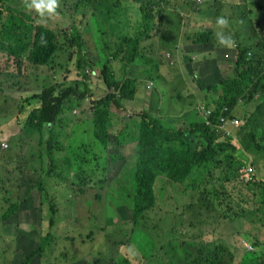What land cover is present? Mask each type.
Returning a JSON list of instances; mask_svg holds the SVG:
<instances>
[{
    "label": "rangeland",
    "instance_id": "1",
    "mask_svg": "<svg viewBox=\"0 0 264 264\" xmlns=\"http://www.w3.org/2000/svg\"><path fill=\"white\" fill-rule=\"evenodd\" d=\"M137 1L143 5L151 2L156 10L159 6L156 1L162 4L168 3L166 6L174 15L179 12L182 25H188L189 28L193 26L191 18L197 17L196 13H198L193 10L195 0ZM198 1L200 2L198 7L207 12L206 15L210 20L205 23L212 29V37H214L210 43L218 44L215 36L219 30L216 26V18L223 16L228 20L236 2L244 0ZM88 2L89 0H81V2L58 0L55 14L49 16L45 13L41 16L34 8L26 7L31 0H0V8L4 10L5 17H7L6 11L10 9L14 11V16L22 12L33 20V25L18 27L9 19H5L2 25L3 31L7 33L14 31L15 34H0V85L3 84V87H0V144L5 140L9 145L8 149H2L0 145V264H182L183 258L178 261L181 256H186L187 262L193 260L192 255L189 256L185 251L176 252L174 249L175 245L185 246V240L187 243L203 240L205 243H211L212 248L216 246L224 255L222 260L224 264H264V158H259L254 164V158L250 157L248 161L254 164L255 171L250 175L246 172L230 180L226 179L227 171L224 168H216L209 174L206 182L199 184L196 190L191 187L185 190L186 188L180 183L174 186L165 179L166 177H161L156 183L157 200L142 218L144 230H148L152 239L156 241L153 255L147 258L141 249H149L151 243L140 245V248L128 241H123L124 244L120 243V240L127 239L135 224L131 219V210L125 211L130 223L126 224L118 210L113 216L115 223H106L105 204L108 202L106 192L98 194L84 191L68 180L67 183L57 181V177L62 175L57 167L51 169V173L57 174L51 176L52 182L45 181L44 195L39 189L33 188L40 175V158L37 151L43 136L38 127L36 128L37 114L32 118L34 122L28 125L20 123L18 110L20 98L28 92L41 90L47 85L62 81L70 88L78 84L83 86L80 79L84 69L88 75L89 85L86 88L88 97L80 105L75 98L66 101L65 110L61 115L62 121L55 124V130L60 138L54 140L67 145L68 153L74 161V168L81 162L87 161L92 165L95 163L102 165L101 155H98L100 158L97 161L94 160L97 156L94 152L100 149L94 139L95 128L89 120L93 118L92 99L95 98L96 101L101 96H105L108 88L103 82L99 68L102 56L96 55L95 52L100 53L98 49L102 52V49L106 48L107 52L104 51L105 54H102L112 58L118 45L117 37L113 39L109 32L107 36H102L101 26L109 23L117 32L134 30L140 16L135 11L133 0H108V3L103 5H97L98 0L93 4ZM245 5H249L247 8H250L254 21L261 26L263 35L264 0H246ZM101 8H104V12H100ZM107 13L110 15L107 16ZM103 14L107 19L102 18ZM74 17L76 27L79 25L78 28L82 31L80 35L85 38V46L83 44L81 53L77 52L78 45H71V41L66 39L69 48L60 38L61 48L55 54L52 66L41 67L23 62L19 66L15 62V55H11V51L22 47L26 54L35 42L38 27L69 31ZM117 18L120 19V23L114 26ZM198 28L201 27L195 28V31ZM238 30L237 27L234 32L229 24L224 32L234 37ZM249 31L255 34L254 29ZM96 35H101L102 40L94 42ZM159 39L160 34L155 28L151 36L141 42L139 49L141 55L132 62L135 63L134 65L126 66L127 57L124 60L114 58V63L111 61L117 78L123 79L127 76L139 78L145 87L144 92L142 88L138 91L143 94V101L139 102L138 107L133 101L127 102L126 108L130 111L124 112L123 117L126 118L128 112L134 113L142 108L141 110L149 109L156 117L160 116L162 120L160 122L167 127L187 126L191 121L204 117V114L198 108L191 110V106L194 105L190 106L184 96L189 95L191 101L199 102L205 94V88H198L196 82L192 80L189 81L191 85L183 87L182 82L178 81L173 73L179 74L184 68L186 72L183 57V52L186 51L182 49L173 53L175 48L173 49L171 43L161 45ZM105 42L106 45L103 44ZM243 45L250 47V42L246 41ZM236 46L238 49L237 44ZM70 51L73 52L71 63L68 56ZM200 52L201 54L192 53L189 56L197 61L202 55V60L205 62L207 59L208 62L211 54L215 55L223 71L220 76L224 77L232 73V70L226 66H232V61H235L232 57L234 54L222 51L218 46H214L212 51ZM227 54L230 55L229 58H226ZM169 55L171 59H168ZM88 58L89 64L79 69L80 60L84 62L88 61ZM172 59L175 61L174 64H170ZM212 63L214 64L209 62L210 65H213ZM152 81L155 82L154 85ZM193 91L196 93L194 94ZM191 93L195 96L191 97ZM30 94L27 96L31 97ZM30 100L31 109L34 108L37 97H32ZM201 103L206 104V102ZM255 108V104L247 105L248 114ZM242 113L243 111L240 112ZM209 120L211 121L210 118ZM64 121L69 124L66 123L63 127L61 124ZM129 131L131 132V127L127 128V133H130ZM235 135L236 138L242 137L243 128ZM111 149L112 147L109 146V150ZM121 152L126 161L135 160L136 142L129 141L125 151ZM106 154L108 155V150L104 153ZM115 171L116 169L106 171V179L103 183H98V180L104 177L99 175L96 178L97 184L107 187L108 179L112 178ZM72 173L77 178L75 170ZM82 177H86L85 173ZM114 184L117 183L113 181L112 185ZM206 187L217 192L215 196H210L213 201L201 203L200 195L204 193ZM180 189L185 190L184 193H181ZM173 197L178 199L172 200ZM207 204L216 209V212H210L209 217L205 213ZM109 206L114 208V202H109ZM11 208L15 213L12 216L9 213L6 218L5 214ZM52 209H56L53 215H51ZM221 213H227V216H218ZM177 217H180L179 222ZM52 219L55 222H52ZM219 219L220 225H218ZM123 232L127 234L115 238L118 233ZM195 236L200 237L195 239ZM111 239H117V242L114 243ZM251 243L254 248L250 247ZM188 248L191 252L199 251L198 248L189 245ZM36 249H40L39 253L28 262V256ZM248 250L255 252L248 257L246 254Z\"/></svg>",
    "mask_w": 264,
    "mask_h": 264
},
{
    "label": "trees",
    "instance_id": "2",
    "mask_svg": "<svg viewBox=\"0 0 264 264\" xmlns=\"http://www.w3.org/2000/svg\"><path fill=\"white\" fill-rule=\"evenodd\" d=\"M95 1L89 0L88 3L93 4ZM190 1L188 0V2ZM104 3H108V0H98L97 5H103ZM133 3L136 13L140 16V19L135 23L134 30H120L117 32L109 23L101 26L103 37L107 36L108 32L113 39L117 37L118 48L114 53L115 56L112 55V58L104 56L102 53L107 52L106 48H103L102 52L98 49L100 53L95 52L96 55L100 54L102 56L99 68L103 82L108 88V93L98 100H94L92 106L95 126L94 139L100 149L95 151L94 154L101 155L102 165L99 163L92 165L87 161L81 162L78 167L74 168L73 158L69 153H65L66 146L62 142L59 143L55 142L58 140H54V138H60L59 133L55 130V124L62 121L60 115L64 111L66 101L75 98L80 105L84 98L88 96L86 88L89 83L85 69L82 73V79H80L83 86L78 84L76 87L70 88L63 81L47 85L41 90L28 92L20 98L18 110L20 123L25 125L34 122L32 118L37 114L36 128L38 127L43 136L40 141V148L37 151L39 153L38 158H40L41 173L37 184L33 188L39 189V192L44 195L46 192L45 181L46 183L52 182L51 176L57 174L51 173V169L57 167L62 174L57 177V181H66L67 183L68 180L84 191L88 190L98 194H102L103 191L106 192L108 194V202L105 204L106 223H115L113 216L116 210L121 214L126 224L130 223L125 211L127 209L131 210V219L134 220L135 224L132 226L127 239L120 240V243L128 241V243L135 244L139 248L140 245L151 243L149 249H141L147 258L153 255L156 241L152 239L148 230H144L142 218L146 215L148 208L157 200L156 183L161 177H166L165 179L174 186L180 183L186 188L185 190L189 187L196 190L199 184L206 182L209 174L216 168H224L227 171L226 179L230 180L244 174L243 167L250 160V156H254V164L259 158H264V34L262 35L261 26L254 21L250 8H247L249 5H245L246 0L243 2L237 1L228 22L234 32L237 27L239 28L235 36L232 37L234 43L238 45L239 52L237 59L232 61V66H226L232 70V73L222 77L220 73L222 74L223 71L217 61V56L211 54L208 62L207 59L205 62L202 60V55L197 61L189 56L192 53L201 54L200 51H212L214 46H218L222 51H226L227 48L219 43H210L214 39L212 29L205 25L210 20L206 15L207 12L198 7L197 0L193 1V10L198 11V13H196L197 17L191 18L193 22L191 28L188 25H182L179 12L174 15L166 6L168 3L159 4L157 10L150 3L143 5L137 0H133ZM6 12L7 17L4 16V10L0 8V34H15L14 31L10 33L3 31L2 25L5 19H9L18 27L27 24L33 25L31 17L22 12L18 13L17 16H14L13 10L8 9ZM100 12H104V8H101ZM106 15L109 16L110 13ZM102 18L107 19L105 14ZM95 23L98 25L97 22ZM119 23L120 19L117 18L114 26H118ZM198 24H201V26H198ZM78 27L79 25L76 27L75 17L69 31L38 27L35 42L27 50V53L25 54V49L21 47L12 50L11 55H15V62L19 66L22 62L41 67L52 66L55 54L61 48L60 38L62 43L69 48L66 39L71 41V45H78L77 52L81 53L83 51L81 48H83V44L85 46V38L80 35L82 31ZM197 27L201 28L195 31ZM155 28L160 34L159 41L161 45L171 43L173 49L175 48L173 53L182 49L186 51V53L183 52L186 72L184 68L182 69L184 71L180 70L179 74L173 73L177 76V80L182 82L184 88L191 85L190 80L195 81L198 88H205V94L202 95L199 102L191 101L189 95L184 96L190 106L194 105V107L191 106V110L201 109L204 114V117L201 116V119L191 121L187 126L167 127L161 123L160 116L156 117L151 114L149 109L141 110L142 108L134 111V113L128 112L127 117H123L124 112L130 111L126 108L127 102L133 101L138 107L139 102L143 101V94L138 93V91L142 88L144 92L145 87L143 81L139 78L130 76L123 79L117 78L111 66V61L114 58L124 60L127 57L125 60L126 66L134 65L135 63L132 62H135L134 60L141 55L139 51L141 42L149 38ZM96 29L95 27V34ZM249 29H254L255 34L250 32ZM60 32L62 33L59 34ZM99 40H102L101 35H96L93 41L97 42ZM246 41L250 42V47L243 45ZM103 44L106 45L107 43ZM68 56L69 63H71L73 52L70 51ZM168 59H171L170 55ZM174 62L172 59L170 64H174ZM209 62H214V64L210 65ZM87 64H89V58L88 61L84 62L80 60L78 67L81 69ZM11 75L16 76L14 73H11ZM152 83L155 82L152 81ZM0 87H3V84ZM29 93H31V97L27 96ZM193 93L196 92L193 91ZM193 93H191V97L195 96ZM32 97H37V100L34 108L30 109L29 107L32 105L30 99ZM200 102H206V104H200ZM249 104L256 105V108L250 114L247 112V105ZM157 109L159 110V108ZM242 111L243 113L240 114ZM209 118H211L210 124L207 122ZM220 118L224 120L238 118L239 122L231 131L222 130L216 125L217 121L219 124L222 123L219 120ZM128 127H131L130 133H127ZM242 128L244 135L236 138L235 133H240ZM193 136L196 137L191 139ZM129 141L136 142L137 152L133 161H126L121 152L125 151V146ZM109 146L112 147L111 150H109ZM107 150L108 155H104ZM99 158V156H96L94 160L97 161ZM111 169H116V171L111 176L112 178L108 179V186L104 187L97 184L96 178L99 175H104L102 179L98 180V183H103L106 179L105 172ZM73 170H75L77 178L74 177ZM83 173L86 176L84 178L82 177ZM113 181L117 184L112 185ZM184 191L180 189L181 193H184ZM216 192L206 187L204 193L200 195V202L213 201L210 196H215ZM175 198L173 197L172 200ZM109 202H114L115 209L111 206L108 207ZM223 203H225V200H223ZM12 210L14 209L11 208L5 214L6 218L9 213L12 214ZM211 211L216 212V209L207 204L205 210L207 217L210 216ZM55 212L56 209H52L51 215ZM220 215L227 216V213L218 214V216ZM243 216L249 217L247 214H243ZM179 218L177 217V222H179ZM52 222H55L54 219H52ZM220 223L219 219L218 225ZM121 234L126 235L127 233H118L115 238L120 237ZM198 237L200 236L194 238L197 239ZM111 240L114 243L117 242V239ZM184 243L185 246L175 245V251H185L189 256H193V260L187 262L186 256H181L178 261L183 258L182 264H224L222 261L223 253L216 246L212 248L211 243H205L203 240L190 241L189 243L185 240ZM188 245L195 247V249L198 248V253H195L194 250L191 252ZM39 251L40 249L33 250L28 256V262ZM253 252L248 250L246 254L249 257L253 255Z\"/></svg>",
    "mask_w": 264,
    "mask_h": 264
},
{
    "label": "clouds",
    "instance_id": "3",
    "mask_svg": "<svg viewBox=\"0 0 264 264\" xmlns=\"http://www.w3.org/2000/svg\"><path fill=\"white\" fill-rule=\"evenodd\" d=\"M158 4H162V3H159L158 1H156ZM153 3H155V2H153ZM198 3H200L199 1H198ZM136 4V3H135ZM150 4H152L151 2H150ZM138 5V4H137ZM145 5V4H144ZM57 6H58V0H31V3H27L26 4V7H28V8H34L41 16H44L45 15V13H47L49 16H51V15H53V14H55V12H56V9H57ZM216 26H217V28L219 29L216 33H215V36H216V40H217V42L221 45V46H223L224 48H228L226 51H229L230 53H232V54H234V56H232L233 57V59H237V57H238V52H239V49H237V46H236V43H234V41H233V39H232V36H231V34H225V32H224V29H227L228 28V26H229V22H228V20L225 18V17H223V16H218L217 18H216ZM153 32V31H152ZM232 46H234V48L232 47ZM250 54V53H249ZM224 57H225V54H224ZM230 57V55H226V58H229ZM63 82V81H62ZM58 83V82H57ZM60 83V82H59ZM154 85V84H153ZM88 97V96H87ZM87 97H85L84 98V100H86V98ZM83 100V101H84ZM95 100V98H93L92 99V101H91V104H92V102ZM65 110V109H64ZM64 112V111H63ZM63 114V113H62ZM61 114V115H62ZM61 115H60V119L62 120V118H61ZM211 119V118H210ZM233 119H237L238 120V118H233ZM233 119H230V120H227V119H225V121H231V120H233ZM219 120H222V118H220ZM92 124H93V126H94V123H93V118L92 119H90L89 120ZM207 122L210 124V120L209 119H207ZM66 123H68L67 121H64L63 122V124H61L63 127H64V124H66ZM69 124V123H68ZM67 124V125H68ZM223 122L221 123V124H219L218 123V121H217V123H216V125L219 127V128H221L222 130H228V131H231L235 126H237V125H225V126H223ZM94 128H95V126H94ZM5 142L6 143V141L5 140H2L1 141V144H2V142ZM0 144V145H1ZM8 145V144H7ZM1 147H2V145H1ZM8 147H9V145H8ZM8 147L7 148H3L2 147V149H8ZM65 153H68V147H67V145H66V149H65ZM98 156V155H97ZM96 157V156H95ZM251 158H253L252 156H250ZM84 161V160H83ZM243 169H244V172L243 173H246V172H248V174L250 175V174H252L254 171H255V167H254V164L252 163V162H249V161H247V163H246V165L243 167ZM41 173V172H40ZM40 176V175H39ZM13 212H12V214H11V216L15 213V210H12ZM249 241V240H248ZM251 246V248H254V246H253V244L251 243L250 244Z\"/></svg>",
    "mask_w": 264,
    "mask_h": 264
},
{
    "label": "built area",
    "instance_id": "4",
    "mask_svg": "<svg viewBox=\"0 0 264 264\" xmlns=\"http://www.w3.org/2000/svg\"><path fill=\"white\" fill-rule=\"evenodd\" d=\"M221 121L224 123L223 126H225V125H228V126L229 125H233L234 126V125H237L238 122H239L237 119H233L231 121H225L224 119H222ZM1 145H2L3 148H7L8 147L7 143H5L4 141L2 142Z\"/></svg>",
    "mask_w": 264,
    "mask_h": 264
}]
</instances>
